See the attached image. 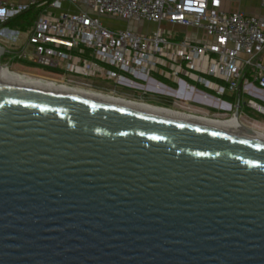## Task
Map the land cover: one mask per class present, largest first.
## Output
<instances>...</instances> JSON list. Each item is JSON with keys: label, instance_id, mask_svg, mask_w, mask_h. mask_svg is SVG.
<instances>
[{"label": "water", "instance_id": "obj_1", "mask_svg": "<svg viewBox=\"0 0 264 264\" xmlns=\"http://www.w3.org/2000/svg\"><path fill=\"white\" fill-rule=\"evenodd\" d=\"M0 264H264V138L0 81Z\"/></svg>", "mask_w": 264, "mask_h": 264}, {"label": "built area", "instance_id": "obj_2", "mask_svg": "<svg viewBox=\"0 0 264 264\" xmlns=\"http://www.w3.org/2000/svg\"><path fill=\"white\" fill-rule=\"evenodd\" d=\"M260 3L262 15L225 11L221 0L5 1L4 14L31 6L40 11L20 51L5 54L1 67L39 70L54 78L34 77L84 90L91 89L78 80L117 81L124 73L141 72L179 94L172 106H156L235 119L264 135V0ZM109 19L127 25L109 26ZM143 21L157 28L131 29V23Z\"/></svg>", "mask_w": 264, "mask_h": 264}, {"label": "bare ground", "instance_id": "obj_3", "mask_svg": "<svg viewBox=\"0 0 264 264\" xmlns=\"http://www.w3.org/2000/svg\"><path fill=\"white\" fill-rule=\"evenodd\" d=\"M0 81L17 84L22 86H27L35 89L52 91L57 93H64L68 95L87 97L91 99L106 101L117 105L128 106L135 108L140 111H146L151 114L158 113H167L176 119H189L190 121H200L207 124L212 125L213 127H223L227 128L231 132L242 134V135H250L253 137L264 138L263 133L257 129H250L245 125H241L237 120H213L207 118L205 116H188L182 113H178L169 109H165L156 105H152L145 102L131 101L122 97L112 96V95H104L102 93H97L91 90H84L79 88H73L66 85H59L57 83L43 80L41 78L30 77L28 75H23L17 72H13L10 69H4L1 67L0 69Z\"/></svg>", "mask_w": 264, "mask_h": 264}, {"label": "flooded vegetation", "instance_id": "obj_4", "mask_svg": "<svg viewBox=\"0 0 264 264\" xmlns=\"http://www.w3.org/2000/svg\"><path fill=\"white\" fill-rule=\"evenodd\" d=\"M8 50V54L13 56H16L20 51V49L14 50L13 48ZM40 74V77L54 78L53 75ZM77 84L104 95H112L127 100L143 101L151 104L156 102L162 106H172L175 99L177 100L179 97L177 90H175L176 88L172 85H168L154 77H147L141 72L124 73L117 81L103 79L78 80Z\"/></svg>", "mask_w": 264, "mask_h": 264}, {"label": "crops", "instance_id": "obj_5", "mask_svg": "<svg viewBox=\"0 0 264 264\" xmlns=\"http://www.w3.org/2000/svg\"><path fill=\"white\" fill-rule=\"evenodd\" d=\"M5 1L12 2V3H20V4H27L29 0H0V3H3ZM221 8L225 11L231 12V11H243L248 14L252 15H262L263 9L261 7L260 0H221ZM14 14H16L13 11H8L7 13H1L0 12V23L5 21L6 19L12 17ZM0 26V37L5 38L6 40H13L15 41L17 39V34L19 33L18 29L16 28H9V31H3ZM10 34L14 35L15 37L10 36ZM1 43V42H0ZM6 46L7 49L13 48L14 50H19L24 45V43H1Z\"/></svg>", "mask_w": 264, "mask_h": 264}, {"label": "rangeland", "instance_id": "obj_6", "mask_svg": "<svg viewBox=\"0 0 264 264\" xmlns=\"http://www.w3.org/2000/svg\"><path fill=\"white\" fill-rule=\"evenodd\" d=\"M107 21L109 22V26L112 25V26H116V27H125L127 25L125 22H120V21H116V20H113V19H109ZM130 26H131V29H133L134 31H137V32H150V31H152V30L157 28L156 24L150 23V22H147V21H143L141 23H131ZM18 32H19L18 33V38L14 42L6 40L3 37H0V42L1 43H24L26 41V39H27V36H28L27 32H21V31H18ZM6 46H9V45L6 44ZM6 60H7V57H4L3 61L6 62ZM13 69H15V70H17L19 72H22V73L31 74L33 76L41 75L39 70H33V69L26 68V67H21V66L20 67H15L14 66ZM153 104L154 105H156V104L159 105L156 102H154ZM209 113L213 114V112H211L210 110H209Z\"/></svg>", "mask_w": 264, "mask_h": 264}, {"label": "trees", "instance_id": "obj_7", "mask_svg": "<svg viewBox=\"0 0 264 264\" xmlns=\"http://www.w3.org/2000/svg\"><path fill=\"white\" fill-rule=\"evenodd\" d=\"M39 7L31 6L27 8L26 10L14 14L12 17L6 19L5 21L0 23L1 27H9V28H16L21 32H28L31 25L34 23L36 18H38L39 14ZM4 56L2 57L3 60ZM17 61V59H14V62ZM18 73V72H17ZM22 74V73H20ZM26 75V74H23ZM30 76V75H28ZM34 77V76H30ZM38 78V77H35Z\"/></svg>", "mask_w": 264, "mask_h": 264}]
</instances>
